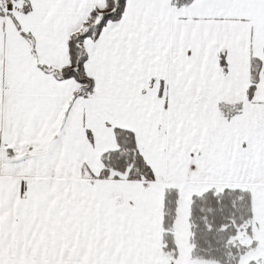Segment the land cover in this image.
Here are the masks:
<instances>
[{"label": "snow or ice", "instance_id": "1", "mask_svg": "<svg viewBox=\"0 0 264 264\" xmlns=\"http://www.w3.org/2000/svg\"><path fill=\"white\" fill-rule=\"evenodd\" d=\"M0 264H264V0H0Z\"/></svg>", "mask_w": 264, "mask_h": 264}]
</instances>
